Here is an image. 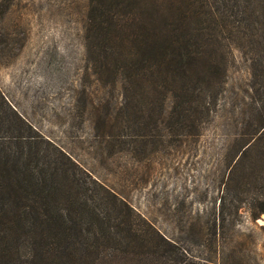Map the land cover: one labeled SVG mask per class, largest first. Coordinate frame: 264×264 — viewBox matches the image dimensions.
I'll use <instances>...</instances> for the list:
<instances>
[{
    "label": "trees",
    "instance_id": "trees-1",
    "mask_svg": "<svg viewBox=\"0 0 264 264\" xmlns=\"http://www.w3.org/2000/svg\"><path fill=\"white\" fill-rule=\"evenodd\" d=\"M240 7L238 0H90L87 56L97 83L120 87L122 111L137 114V99L150 95L170 130L199 134L229 72L224 42L234 48L235 32L246 28L247 5ZM97 122L111 129L112 113ZM161 125L145 123L150 131ZM262 196L253 223L264 214ZM239 228L220 211L181 229L182 240L168 236L0 91V264H264L252 230Z\"/></svg>",
    "mask_w": 264,
    "mask_h": 264
},
{
    "label": "rangeland",
    "instance_id": "rangeland-1",
    "mask_svg": "<svg viewBox=\"0 0 264 264\" xmlns=\"http://www.w3.org/2000/svg\"><path fill=\"white\" fill-rule=\"evenodd\" d=\"M238 1L248 19L236 25L246 28L235 32L234 48L224 42L229 72L199 134L170 130L150 95L128 114L118 106L125 101L120 87L97 83L87 56L90 0H0V91L168 236L182 240L181 229L223 211L252 230L262 257L264 223H253L251 213L264 193V0ZM109 112L112 128H99ZM156 120L162 125L150 131L145 123Z\"/></svg>",
    "mask_w": 264,
    "mask_h": 264
},
{
    "label": "water",
    "instance_id": "water-1",
    "mask_svg": "<svg viewBox=\"0 0 264 264\" xmlns=\"http://www.w3.org/2000/svg\"><path fill=\"white\" fill-rule=\"evenodd\" d=\"M258 221H260V222H263V223H264V217H262V218L258 219Z\"/></svg>",
    "mask_w": 264,
    "mask_h": 264
}]
</instances>
